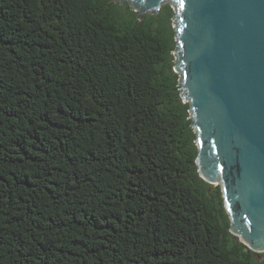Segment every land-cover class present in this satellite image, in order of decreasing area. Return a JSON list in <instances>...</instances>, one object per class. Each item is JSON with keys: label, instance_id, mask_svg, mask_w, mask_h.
Listing matches in <instances>:
<instances>
[{"label": "trees", "instance_id": "16d2710c", "mask_svg": "<svg viewBox=\"0 0 264 264\" xmlns=\"http://www.w3.org/2000/svg\"><path fill=\"white\" fill-rule=\"evenodd\" d=\"M0 0V264H264L197 165L171 3Z\"/></svg>", "mask_w": 264, "mask_h": 264}, {"label": "water", "instance_id": "95a60500", "mask_svg": "<svg viewBox=\"0 0 264 264\" xmlns=\"http://www.w3.org/2000/svg\"><path fill=\"white\" fill-rule=\"evenodd\" d=\"M127 1L141 19L174 7L200 174L221 186L232 233L264 253V0Z\"/></svg>", "mask_w": 264, "mask_h": 264}, {"label": "rangeland", "instance_id": "374dc122", "mask_svg": "<svg viewBox=\"0 0 264 264\" xmlns=\"http://www.w3.org/2000/svg\"><path fill=\"white\" fill-rule=\"evenodd\" d=\"M123 3H127L130 7H132L127 0H124Z\"/></svg>", "mask_w": 264, "mask_h": 264}]
</instances>
